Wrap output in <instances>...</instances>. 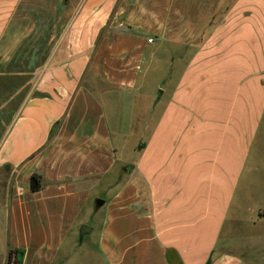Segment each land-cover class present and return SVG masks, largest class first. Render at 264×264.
Wrapping results in <instances>:
<instances>
[{"label":"crops","instance_id":"obj_1","mask_svg":"<svg viewBox=\"0 0 264 264\" xmlns=\"http://www.w3.org/2000/svg\"><path fill=\"white\" fill-rule=\"evenodd\" d=\"M10 249L264 264V0H0Z\"/></svg>","mask_w":264,"mask_h":264},{"label":"trees","instance_id":"obj_2","mask_svg":"<svg viewBox=\"0 0 264 264\" xmlns=\"http://www.w3.org/2000/svg\"><path fill=\"white\" fill-rule=\"evenodd\" d=\"M55 128H56V126L53 127L52 134L54 133ZM39 187H40V177L38 175H36V174H33L31 176V179H30V188L32 190H37V189H39ZM15 256H16V250L10 249L8 251V254H7V263L8 264H16V263H18ZM206 264H208V261H207Z\"/></svg>","mask_w":264,"mask_h":264},{"label":"water","instance_id":"obj_3","mask_svg":"<svg viewBox=\"0 0 264 264\" xmlns=\"http://www.w3.org/2000/svg\"><path fill=\"white\" fill-rule=\"evenodd\" d=\"M96 205L99 206L102 203V200H96ZM90 228L83 225L79 232V237L81 238Z\"/></svg>","mask_w":264,"mask_h":264},{"label":"built area","instance_id":"obj_4","mask_svg":"<svg viewBox=\"0 0 264 264\" xmlns=\"http://www.w3.org/2000/svg\"><path fill=\"white\" fill-rule=\"evenodd\" d=\"M148 40H149V41H151L152 39H151V38H149Z\"/></svg>","mask_w":264,"mask_h":264},{"label":"rangeland","instance_id":"obj_5","mask_svg":"<svg viewBox=\"0 0 264 264\" xmlns=\"http://www.w3.org/2000/svg\"><path fill=\"white\" fill-rule=\"evenodd\" d=\"M86 226V225H85ZM88 227V226H87ZM79 232H80V230H79ZM17 264V263H16Z\"/></svg>","mask_w":264,"mask_h":264}]
</instances>
